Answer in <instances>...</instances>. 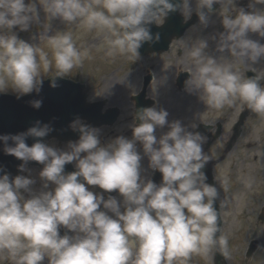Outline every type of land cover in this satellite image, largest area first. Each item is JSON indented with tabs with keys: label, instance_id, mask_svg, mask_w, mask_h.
<instances>
[{
	"label": "clouds",
	"instance_id": "9594fccd",
	"mask_svg": "<svg viewBox=\"0 0 264 264\" xmlns=\"http://www.w3.org/2000/svg\"><path fill=\"white\" fill-rule=\"evenodd\" d=\"M219 2L196 0L193 12V0H41L50 20L69 26L46 35L45 50L19 35L41 22L36 0H0V94L10 86L18 99L39 95L42 73L54 66L49 86L56 88L57 78L90 59L89 50L77 46L71 25L108 33V56L136 59L145 44L159 42L153 25L180 13L195 14L207 27ZM221 24L222 31L190 47L193 66L185 91L212 109L239 102L264 116V76H243L228 59L249 71L264 61V9L250 2L235 16L224 15ZM29 103L38 110L43 101ZM196 127L170 119L154 102L136 108L130 137L104 141L101 128L79 117L69 124L78 139L64 147L47 141L54 129L39 120L26 131L0 134L3 153L20 161L15 176L0 167V255L14 264H43L46 256L48 264H187L193 254L207 257L213 251L228 257L220 192L203 171L210 159L208 138ZM31 163L40 166L37 175ZM243 182L251 188L254 180Z\"/></svg>",
	"mask_w": 264,
	"mask_h": 264
},
{
	"label": "rangeland",
	"instance_id": "374dc122",
	"mask_svg": "<svg viewBox=\"0 0 264 264\" xmlns=\"http://www.w3.org/2000/svg\"><path fill=\"white\" fill-rule=\"evenodd\" d=\"M36 6L40 11L41 22L34 24L28 32H21L19 35L22 39L48 50L45 36L54 35L57 30H67L69 26L59 20H50L41 0H36ZM196 7V0H193V10H196ZM231 9L232 6L231 8L224 6L223 9L221 7L220 13L210 15L207 27L202 24L198 26H202L199 29L195 27L181 41H176L169 53L136 59L122 55H116L114 58L108 56L106 46L108 33L71 25L77 46L82 50L88 49L91 58H86L80 66L63 77L86 83L91 100H106L108 107L116 106L121 109V116L116 125L101 128V138L104 141L120 134L131 136L135 105L130 97L139 93L143 78L148 71L154 76L148 95L156 100L158 106L169 111L170 119H183L186 123L197 127L200 122L212 126L221 124L222 136L217 142L209 145L208 141H212V137H207L204 148L210 156L209 161L226 155L216 167L215 176L223 203L222 232L229 240L228 264H264V222L258 219L264 208V116L246 114L242 118V124L236 127L241 115L246 111L245 105L237 102L234 106H226L222 110L212 109L207 106L203 98L189 95L186 91L180 92L175 86L178 70H189L193 66L189 56L190 47L200 37L222 31V13ZM253 38L258 37L254 35ZM214 47L215 44L210 42V51ZM228 59L233 63L234 70L241 75L245 76L249 71L234 58L229 56ZM254 72L258 76H264V61L255 66ZM55 76L54 66L49 73H42L43 80ZM5 93H12L10 86ZM215 131L211 130L213 135ZM50 143L57 147H64L66 144L56 140ZM230 144L232 146H229ZM146 164L147 161L145 166ZM30 168H33V175L38 174L39 167ZM246 177L254 180L251 188L246 187L243 182ZM252 240H258L261 246L251 258L247 259L246 253ZM0 264H14V262L0 255ZM43 264H48L47 256ZM187 264H215L213 252L207 257L193 254Z\"/></svg>",
	"mask_w": 264,
	"mask_h": 264
},
{
	"label": "water",
	"instance_id": "95a60500",
	"mask_svg": "<svg viewBox=\"0 0 264 264\" xmlns=\"http://www.w3.org/2000/svg\"><path fill=\"white\" fill-rule=\"evenodd\" d=\"M174 15L176 14H172L174 22L179 23L178 16L176 15L177 18H175ZM191 24L184 26L181 29L182 31L177 34V37H180ZM160 30L159 42L151 45L145 44L140 49L142 56L154 52H165L169 49V39L173 38L169 33L173 32L175 27L170 24L160 28ZM57 83L58 87L51 88L49 86L50 81H48L43 85L39 95L35 93L23 99L0 96V134H15L26 131L35 121L39 120L43 123L51 124L54 129L46 138L47 141L54 136L61 140H76L78 139V134L69 129V124L77 117L89 121V124L95 127L105 124L112 125L116 121L119 111L113 109L103 115V103H87L86 97L82 92L83 86L62 79H57ZM143 95H145V92L136 98L138 101L137 107H147V104L144 103ZM33 99H42L43 104L40 109L36 110L30 106L29 102ZM33 142L32 138L27 141L29 145ZM2 147L0 145V167L14 161L13 157L6 156L3 153ZM72 170L71 167L70 171ZM14 174L17 175L19 173L15 171ZM216 255L217 260L221 259L222 255L219 251H217Z\"/></svg>",
	"mask_w": 264,
	"mask_h": 264
}]
</instances>
